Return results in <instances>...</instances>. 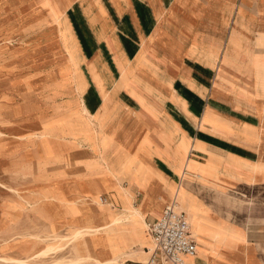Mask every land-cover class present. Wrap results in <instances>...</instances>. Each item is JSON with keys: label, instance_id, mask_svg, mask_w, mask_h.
Listing matches in <instances>:
<instances>
[{"label": "rangeland", "instance_id": "1", "mask_svg": "<svg viewBox=\"0 0 264 264\" xmlns=\"http://www.w3.org/2000/svg\"><path fill=\"white\" fill-rule=\"evenodd\" d=\"M104 2L110 5L109 0H0V264H77L69 263L77 254L91 256L81 264H113L94 257L108 259L115 252H121L119 264H147L153 244L148 232L151 218L145 220L141 207L134 205L140 203L141 192L122 188L112 195L123 200V208L110 198L121 150L115 146L118 135H112L113 126L132 122L134 115L120 110L110 118L100 116L102 121L79 111L84 94L109 86L119 90L126 81L134 86L138 79L134 67L122 73L125 66L117 65L113 51L96 37L102 38L104 32L108 40L112 38L113 19L119 20L113 10L108 17ZM129 4L140 9L137 14L148 28L152 47L164 57L157 63L158 78L142 67L160 89L180 93L192 112L215 105L262 110L264 0H130ZM97 7L104 19L97 18ZM92 20L100 22L96 30ZM85 115L96 128L94 135L86 130ZM196 116L199 130L201 114ZM175 119L187 122L182 109ZM188 167L199 170L200 165L189 162ZM174 194L189 213L200 243L195 264H207L210 254L216 255V243L204 235H218L203 221L198 198L210 221L227 219L244 232L262 228L261 195L199 187L197 198L182 184ZM101 196L107 198V207L99 205L106 204ZM100 211L106 212L105 221L120 213L129 214L131 220L116 225L110 235L95 236L107 239L96 249L87 237L77 252L70 236L93 216L99 222ZM229 239L219 242L226 256L235 259L251 249L256 253L253 264H264V237H246L249 243L243 247ZM42 250L49 252L40 255ZM127 253L138 255L137 259L129 261ZM242 262L247 264V259Z\"/></svg>", "mask_w": 264, "mask_h": 264}, {"label": "crops", "instance_id": "2", "mask_svg": "<svg viewBox=\"0 0 264 264\" xmlns=\"http://www.w3.org/2000/svg\"><path fill=\"white\" fill-rule=\"evenodd\" d=\"M109 2L113 8L103 3L104 9L109 11L108 17H112L111 10L120 15L117 14L119 20L114 18L112 22L114 36L108 40L103 32L102 38L96 37L100 41H105L107 49L113 51L116 64L125 66L122 73L126 72L127 67H134L138 79L134 80L136 81L134 86L129 83L131 81H126L119 90H113L107 85L109 88H106V91L101 92L98 89L94 91L95 93L84 94L79 111H82L81 114L96 116V119H102L99 118L102 115L110 118L120 110H124L126 115L128 113L134 115L132 122L125 121L126 125L117 123L113 126L112 135L116 137L118 135L115 146L118 144L121 150L117 159L120 166L113 171L115 181L110 190L112 203H117L123 208V200L112 196L122 188L129 189L132 194L140 191L142 194L140 203L134 205L141 207L145 220L151 218L149 222H153L162 215L166 203L174 199L179 202L174 189L182 184L197 198L195 193L199 187L218 190L224 194L261 195L263 200L260 202L262 205L260 208H264V107L262 110L258 108V111H248L241 107L215 105L206 106L204 109L198 107V111L192 112L188 102L183 100L184 96L169 89H160L158 83L155 84L153 78L142 71V67L147 66L146 70H151L154 76L157 75V63L164 57H159L157 48L153 49L148 28H145L137 14L140 9L136 10L135 6H130V0ZM100 10V7H97V18L104 19L105 15L100 14ZM148 13L149 9L146 7L145 14ZM123 16L129 20H121ZM156 17L159 18L160 15L157 14ZM91 24L95 29L100 22L92 20ZM105 24L106 22L102 25ZM118 27L120 29L116 31ZM98 34L102 35L99 32ZM154 54L156 60L153 62ZM100 76L104 83L107 82L103 74ZM176 102L180 106H176ZM178 109L183 110L187 122L181 124L175 119ZM198 113L201 114L199 130L195 120ZM248 114L253 117L247 116ZM88 115H85L84 122L86 130L94 135L96 128ZM135 115L140 118L138 121ZM159 129L163 135H160ZM108 160L110 162V159ZM189 162L199 164V170L190 169ZM92 183L99 192L102 190L96 182ZM198 201L202 207L200 215L203 221L211 232L218 233L217 236L204 235L211 237L209 239L212 243H216V255L210 254L211 263L244 264L242 261L245 258L247 264L255 263L256 253L253 250L250 249L245 254L241 251L233 259L222 253L225 248H219V242H222L224 237H230V243L243 247L245 242L249 243L246 237H264V214L261 218L263 224L262 228H259L260 232L250 229L244 232L227 219L210 221L204 214L205 210L199 198ZM180 209L190 217L185 208L180 206ZM197 242L199 248L200 243L198 240ZM135 243L138 247V243ZM137 256H130L129 261L136 260Z\"/></svg>", "mask_w": 264, "mask_h": 264}, {"label": "built area", "instance_id": "3", "mask_svg": "<svg viewBox=\"0 0 264 264\" xmlns=\"http://www.w3.org/2000/svg\"><path fill=\"white\" fill-rule=\"evenodd\" d=\"M101 201L106 202L107 198L101 196ZM148 232L154 244L149 263L187 264L186 258L198 252L189 217L180 209L176 199L166 203L157 220L149 222Z\"/></svg>", "mask_w": 264, "mask_h": 264}, {"label": "bare ground", "instance_id": "4", "mask_svg": "<svg viewBox=\"0 0 264 264\" xmlns=\"http://www.w3.org/2000/svg\"><path fill=\"white\" fill-rule=\"evenodd\" d=\"M98 203L102 207H107L106 205L108 203V200L106 202H103L106 204H101V202H98ZM101 213H103V215H101L99 222L93 216V220L91 218V222L89 224H85V225L81 226L80 228L73 231L72 235L70 236V240L75 244V248H76L77 252L80 251L79 247H81L82 245H85L88 242L87 237L90 236L89 237V240H90L89 244L93 248L96 249L102 240L106 241L107 239H105L103 237L101 239H96L95 236L101 235L103 233H107L108 235H110L115 230L116 225L128 224V222H130V220H131V217L129 214L120 213V214H116L110 220L108 219L109 221H105L107 219V217L105 215L106 212H101ZM190 222H191V219H190ZM195 233L198 235L197 230L195 231ZM106 245L109 248L111 247V245H108L107 243H106ZM153 250H154V244H152V249L149 250V252H147V254H149V258L147 259V261H145L147 264H153V263H149L150 262L149 261L150 256H151V253L153 252ZM136 251H139V250L136 249ZM48 252H49V250H42L39 254L40 255L48 254ZM127 254L129 256L133 255L132 253H127ZM198 254H199V248H198V253L194 257L187 258V260H186L187 264H195V262H196L195 257H197ZM120 257H121V252H118V253L115 252L114 256H112L108 259H99V258L94 257L95 258L94 260H96V261H109L110 263H113V264H119L120 263ZM88 258H91V256L77 254L74 258L69 260V263L81 264L82 262H84ZM207 259H209V258H207ZM209 260H207L208 263L211 262V260H210V262H209ZM23 263L28 264L27 261H23ZM61 263H67V262L61 261ZM203 263H204V261H202V264Z\"/></svg>", "mask_w": 264, "mask_h": 264}]
</instances>
